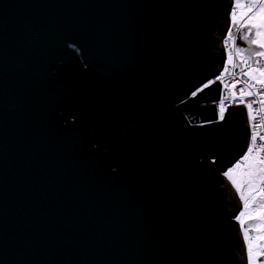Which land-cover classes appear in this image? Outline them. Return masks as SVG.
<instances>
[{
	"label": "water",
	"instance_id": "obj_1",
	"mask_svg": "<svg viewBox=\"0 0 264 264\" xmlns=\"http://www.w3.org/2000/svg\"><path fill=\"white\" fill-rule=\"evenodd\" d=\"M231 1L0 0V264H247L229 181L191 163L231 148L224 169L248 134L242 103L221 119L204 87ZM117 109L135 128L110 149Z\"/></svg>",
	"mask_w": 264,
	"mask_h": 264
},
{
	"label": "rangeland",
	"instance_id": "obj_2",
	"mask_svg": "<svg viewBox=\"0 0 264 264\" xmlns=\"http://www.w3.org/2000/svg\"><path fill=\"white\" fill-rule=\"evenodd\" d=\"M231 8L226 19L229 21V27L232 23L237 25H249V31H253L252 41H257V47L252 51L238 47L236 56L239 60L246 58L263 56L256 53H264V47L259 44L264 42V35H257V32L264 33V28H258L254 25H259L260 20V0H232ZM234 18H233V15ZM231 28L230 35L233 36ZM248 31V32H249ZM236 48V47H235ZM248 74L254 81H264V70L258 68H250ZM244 165H238L230 174L231 179L224 175L228 168L232 167L236 162L228 164L223 170V175L232 183L237 195L240 197V206L234 216L237 220L246 249L247 264H264V190L259 188L258 175L264 169V162L252 155H248L244 160ZM235 181V183H233ZM260 182V181H259ZM243 197V198H241ZM243 213V215H241ZM237 216H240L237 219ZM251 245V257H249L248 246Z\"/></svg>",
	"mask_w": 264,
	"mask_h": 264
},
{
	"label": "built area",
	"instance_id": "obj_3",
	"mask_svg": "<svg viewBox=\"0 0 264 264\" xmlns=\"http://www.w3.org/2000/svg\"><path fill=\"white\" fill-rule=\"evenodd\" d=\"M221 48V68L212 78L220 83V98L215 101L216 110L224 112L223 105L241 104L244 106L248 134L242 154L247 151L251 138L253 150L249 155L255 156L264 162V81H254L248 74L250 68L264 70V57L256 56L239 60L235 53L233 36L229 34V26L223 29L219 39ZM220 79L217 80L216 77ZM223 97V100H222ZM258 126V127H257ZM240 156V157H241ZM239 160V165L245 163ZM259 188L264 190V176L260 179Z\"/></svg>",
	"mask_w": 264,
	"mask_h": 264
},
{
	"label": "trees",
	"instance_id": "obj_4",
	"mask_svg": "<svg viewBox=\"0 0 264 264\" xmlns=\"http://www.w3.org/2000/svg\"><path fill=\"white\" fill-rule=\"evenodd\" d=\"M226 11H227V8L225 11L219 12V15L224 14ZM216 42H217V39H213V43L215 44ZM256 47L257 46L254 45L253 47L248 48V50L249 51L254 50ZM107 117L112 119V120H115L114 122H117L116 124H119L121 122H123V123L129 122V120L125 117V115L119 109H117V111L115 113L107 115ZM133 130H134V128L126 127L125 129H123V131H120V132H122V134L124 133V138H125ZM118 132H119V130L111 129V126L108 127L106 129V131L104 132L105 140H106L108 147L110 149L117 147L119 145H122L124 143V139L121 140L120 142H116L117 141L116 136L119 135ZM185 151H186V148H184V146L182 144H179L175 148L174 153L170 157L166 158L163 155L158 154V155H155L152 159L155 160V163L161 172H167L169 170H172L175 167V165L181 159V157ZM231 155H234V151L231 148H226V149L214 154L213 156L205 154L203 151H201V152H196V154H194L192 156L191 163L193 165V168L195 170H198V171H200L202 168H205L206 172L208 174H211L213 171H216V174L214 176H212V178H213L212 185H218L222 181L221 175H220V170L222 168H220V166L230 162L231 161V159H230ZM210 157L215 158V159L213 161H211ZM152 159L145 160L143 164L147 165L150 162V160H152ZM229 223H230V226L228 228V231L230 233L235 234V240L236 241H241L239 227H238L235 219L234 220L232 219V216H229Z\"/></svg>",
	"mask_w": 264,
	"mask_h": 264
},
{
	"label": "snow or ice",
	"instance_id": "obj_5",
	"mask_svg": "<svg viewBox=\"0 0 264 264\" xmlns=\"http://www.w3.org/2000/svg\"><path fill=\"white\" fill-rule=\"evenodd\" d=\"M237 3H238V0H237ZM260 4H261V7H260V20H261V23H260L259 25H254V26H256V27H258V28H264V0H260ZM232 15H233V18H234V15H235V14L233 13ZM257 35H258V36H259V35H264V33H261V32L258 31V32H257ZM256 42H257V41H255V40L252 41V43H256ZM259 46H260V47H264V42H261V43L259 44ZM256 55H264V53H256ZM216 79L219 80L220 77L217 76ZM212 83H213V81L209 80V81L207 82V84L204 85V87H207L209 84H212ZM199 91H200V89L198 88V89H196L194 92H192L191 95H192L193 97H195ZM222 100H223V97H222ZM218 115H220V118H221V119L223 118L222 114H218ZM257 127H258V126H257ZM251 139H254V137L251 138ZM251 139H250V141H249L247 151H245V152L243 153V155L240 157V160H245V159H247L249 153L253 150V145H252ZM261 139H264V137H261ZM239 162H240V161L238 160L235 164L232 165V167L228 168L227 171L224 172V175H225L226 177H229V178L231 179L230 174L232 173V171H233L234 168L238 167ZM233 183H235V181H233ZM241 198H243V197H241ZM241 215H243V213H241ZM239 218H240V216H237V219H239ZM248 253H249V257H251V245L248 246ZM249 264H250V261H249Z\"/></svg>",
	"mask_w": 264,
	"mask_h": 264
},
{
	"label": "flooded vegetation",
	"instance_id": "obj_6",
	"mask_svg": "<svg viewBox=\"0 0 264 264\" xmlns=\"http://www.w3.org/2000/svg\"><path fill=\"white\" fill-rule=\"evenodd\" d=\"M230 30H231V26L229 27V31ZM248 31H249V29H248ZM232 32L234 33V29H233ZM126 127L135 128V125L129 121L127 123H121L120 126H111V129H113V130H119V132H118L119 135L118 136H120L121 138H120V140H117V138H116V140H117L116 142H120L121 140L124 139V133L122 134V132H120V131H123V129H125ZM214 159L215 158L210 157V160L211 161H213ZM222 170L223 169L220 170V175H221Z\"/></svg>",
	"mask_w": 264,
	"mask_h": 264
},
{
	"label": "bare ground",
	"instance_id": "obj_7",
	"mask_svg": "<svg viewBox=\"0 0 264 264\" xmlns=\"http://www.w3.org/2000/svg\"><path fill=\"white\" fill-rule=\"evenodd\" d=\"M226 27H227V26H226ZM229 33H230V32H229ZM236 49H237V48H235V53H234L235 55H236ZM211 81H212V79H211ZM219 98H220V97H219ZM214 103H215V101H214ZM215 107H216V105H215ZM216 111H217V110H216ZM217 113H218V114H223L224 112L219 113V112L217 111ZM219 116H220V115H219ZM241 154H242V152H241ZM241 154H240V156H241ZM240 156H238V157H240ZM238 157H237V158H238ZM237 158H236V159H237ZM236 159H235V161H233V162H236ZM231 163H232V162H231ZM229 164H230V163H229ZM244 164H245V163H244ZM244 164H243V165H244ZM221 176L224 177V178H226V177L223 175L222 172H221ZM226 179H227V178H226ZM227 180H228V179H227ZM229 184H230V187H231V189L233 190L234 194H236V193H235V188H234V186L232 185V183L230 182ZM235 197H236L237 205H238V207H239V206H240V204H239V199H238L239 197H237V195H235ZM243 242H244V241H243ZM244 248H245V246H244ZM245 251H246V249H245Z\"/></svg>",
	"mask_w": 264,
	"mask_h": 264
},
{
	"label": "crops",
	"instance_id": "obj_8",
	"mask_svg": "<svg viewBox=\"0 0 264 264\" xmlns=\"http://www.w3.org/2000/svg\"><path fill=\"white\" fill-rule=\"evenodd\" d=\"M230 34V33H229ZM247 51H249L248 49H246ZM264 176V169H263V171L258 175V184H259V181H260V179L262 178ZM229 181V180H228ZM229 183H230V181H229ZM235 193H236V190H235ZM236 195H237V193H236ZM237 197H239L238 195H237ZM239 199V204H240V197L238 198Z\"/></svg>",
	"mask_w": 264,
	"mask_h": 264
}]
</instances>
